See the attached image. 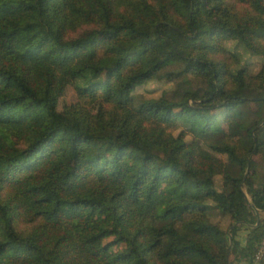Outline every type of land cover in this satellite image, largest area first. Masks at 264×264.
Instances as JSON below:
<instances>
[{"label":"trees","instance_id":"1","mask_svg":"<svg viewBox=\"0 0 264 264\" xmlns=\"http://www.w3.org/2000/svg\"><path fill=\"white\" fill-rule=\"evenodd\" d=\"M242 3L237 13L227 0H0V264L255 262L264 113L250 148L214 113L264 104L244 69L215 56L227 39L264 53V0ZM174 62L205 87L115 105ZM101 72L106 82H92ZM59 77L87 83L63 111ZM97 98L112 107L88 113ZM208 199L229 230L206 222Z\"/></svg>","mask_w":264,"mask_h":264},{"label":"rangeland","instance_id":"2","mask_svg":"<svg viewBox=\"0 0 264 264\" xmlns=\"http://www.w3.org/2000/svg\"><path fill=\"white\" fill-rule=\"evenodd\" d=\"M228 1L234 5L237 13L242 12L246 7L242 3V0H227V2ZM85 28V26L79 27L72 33V36L81 33ZM220 48L221 51L215 55L216 58L224 62L228 70L232 73H235L239 69H244L246 78L251 77L252 81V89L249 92H251L252 95L259 93L264 94V53L252 52L240 41L234 39L221 41ZM101 53L102 48L99 51V54ZM183 70L184 64L180 62L166 65L151 80L134 87L128 98H118L115 105L136 107L144 100L157 99L162 96L168 99H176L181 92L180 88L184 86H189L193 89H203L205 87L206 83L201 76H194ZM168 73H179V75L173 76L170 79ZM92 82L104 84L106 82V73L101 72ZM56 86L60 92L57 108L59 111H63L65 106L74 103L77 104L79 102L77 87H85L87 83L59 77ZM260 103L259 101H248L239 106L237 110L240 112V115L237 118H233L230 112H224L222 109H218L214 111V113L217 114L218 117H221V125L230 137L234 139L240 137L244 146L250 148L252 142L249 138L247 129L251 128L260 119L261 114L264 113V104L261 105ZM100 107L109 109L112 107V104L103 102L102 98H97L93 102L85 104V108L90 114L96 113ZM241 125H244L243 129L240 127ZM257 127L253 130V134L261 145L259 154L256 156L258 177L261 179L264 178V119ZM182 128L181 120H177L173 126L167 128V131L173 135H177ZM187 138H191V135L187 136ZM160 155L164 157V154ZM222 157L226 159V156ZM215 184L217 189L221 188L219 176L215 178ZM206 203L211 206L206 214V222L218 224L223 230H229V216L222 215L211 199L206 200ZM245 235V231L242 230L237 233L235 238L241 240L245 238Z\"/></svg>","mask_w":264,"mask_h":264},{"label":"built area","instance_id":"3","mask_svg":"<svg viewBox=\"0 0 264 264\" xmlns=\"http://www.w3.org/2000/svg\"><path fill=\"white\" fill-rule=\"evenodd\" d=\"M263 230H262V237L260 244L254 254V261L255 262H264V221L262 223Z\"/></svg>","mask_w":264,"mask_h":264},{"label":"crops","instance_id":"4","mask_svg":"<svg viewBox=\"0 0 264 264\" xmlns=\"http://www.w3.org/2000/svg\"><path fill=\"white\" fill-rule=\"evenodd\" d=\"M260 214L264 217V212H261ZM239 240H240V239H239ZM244 240H245V238H242V239L240 240L241 244H244ZM240 264H248V263H246V262H241ZM253 264H264V262H253Z\"/></svg>","mask_w":264,"mask_h":264},{"label":"water","instance_id":"5","mask_svg":"<svg viewBox=\"0 0 264 264\" xmlns=\"http://www.w3.org/2000/svg\"><path fill=\"white\" fill-rule=\"evenodd\" d=\"M257 216H258V214H257Z\"/></svg>","mask_w":264,"mask_h":264}]
</instances>
